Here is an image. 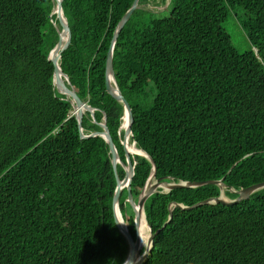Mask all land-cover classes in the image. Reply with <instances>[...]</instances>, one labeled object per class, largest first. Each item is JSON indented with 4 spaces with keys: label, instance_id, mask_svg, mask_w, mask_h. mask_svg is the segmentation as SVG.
<instances>
[{
    "label": "trees",
    "instance_id": "1",
    "mask_svg": "<svg viewBox=\"0 0 264 264\" xmlns=\"http://www.w3.org/2000/svg\"><path fill=\"white\" fill-rule=\"evenodd\" d=\"M134 1H63L72 37L60 67L95 109L85 111L81 128L86 136L101 132L106 116L124 162V105L107 92L106 61ZM151 1L168 0L139 7ZM169 6L162 23H137L146 10L136 9L114 49L116 82L134 116L130 143L148 155H131L133 198L139 202L155 166V181L222 180L234 200L230 188L264 182V0ZM54 7L0 0V264H124L129 245L115 223L109 144L81 138L71 99L54 83ZM230 9L246 12L251 47L243 54L222 26ZM118 175L125 177L121 165ZM220 194L206 185L151 195L147 222L154 234L166 227L143 264H264V189L233 206L173 205L169 221L171 204L191 207ZM127 198L123 190L119 205L136 237Z\"/></svg>",
    "mask_w": 264,
    "mask_h": 264
},
{
    "label": "water",
    "instance_id": "2",
    "mask_svg": "<svg viewBox=\"0 0 264 264\" xmlns=\"http://www.w3.org/2000/svg\"><path fill=\"white\" fill-rule=\"evenodd\" d=\"M53 1L55 4V7H54L50 17H51V22L54 25V27L58 33L59 39H58L56 46L50 52L48 59H49V61H51L53 63V65L55 67L54 83L57 86L58 91L61 94H64L68 98L71 99V102H72L73 108H74V114L76 115V118L78 120L80 129H81L80 130L81 138L82 139H88L91 137L101 136L109 144L110 154L112 156V164H113L114 172L116 174V179H117V188H116L115 196H114V200H113V210H114V216H115V223H116L118 229L120 230V232L126 238L127 243L129 245V253H128L127 259L124 262V264H143L147 260L149 255L151 254V251H152V248L154 245V238H155L156 234L160 233L161 230L166 227V224H165L163 226V228L159 229L158 232L156 234H154L152 231V228L150 227V225L147 222L149 229H150V233H151V240L149 242L150 248L147 252L146 251L143 252L141 247H140V244H139L138 231H139V228H140L141 223H142L143 215L146 219L145 203L151 195H153L157 192L169 193L172 190H176L179 188H199V187L206 186V185H214V186L220 187L221 194L219 197L209 198V199L204 200L203 202L197 203L191 207H185V206L179 205L177 203L171 204L170 205L171 216L169 219V221H171V219L173 217V215H172L173 205L175 207L180 206L183 209H188V210L194 209V208H197V207H200L203 205L221 204L224 206H233V205L238 204L244 200L249 199L255 192H258V191L264 189V182L259 183V184H255V185H251L247 188L240 189L239 191H236V190L230 188L231 192L238 194V197L236 199L231 200L224 193L225 190L228 189V186L222 180H219V181L208 180V181H198V182L187 181V182L175 183L174 178L166 177L165 179H158V180H156L155 183H153V180L156 177V167L154 166L153 174L149 178L147 185L141 194L139 202L138 203L135 202V200L133 198V194H132V188H131V184H132L133 178L135 176V165L133 163L131 153L129 152V150L127 148L128 139H130L131 136L133 135L132 126H133V122H134V116H133V111H132V108H131L128 100L123 96V94H122V92H121V90H120V88L116 82L115 71H114V62L113 61H114V49H115L116 43L119 39L120 33L122 32V30L124 29V27L126 26L128 21L130 20L131 16L136 11V9L139 8V0L134 1L131 9L124 15V17L121 19L120 23L118 24L117 29L114 33L112 42H111V47H110V50H109V53L107 56V61H106L107 92L113 98H115L117 101L121 102L124 105L125 114H124L123 120L125 117L128 119V125H127V128L124 130L125 134H124V138L122 140V145H123L125 156H126L125 162L121 160L119 153H118V150L115 146V143H114V141L110 135V131H109L107 124H106V116H104L105 122L100 123V126L103 129L101 132H96V133H93L89 136H86L83 133V130L81 128V124L83 121L84 113H85V111H87V112H91L92 114H94L95 109L92 108L91 106H89L87 103L83 102L79 98L75 88L70 86L69 77L63 73V71L60 67V60L62 57V53L70 45L72 34H71V30H70L68 21H67L65 15H64V12H63V1L64 0H53ZM53 15L57 16V20H58L59 24H57L55 21L52 20ZM65 23H66V27H67L66 30L68 32V40L64 44V41L66 38V36H65L66 32L64 29ZM57 56H59V57H57ZM67 83L69 84V86L67 85ZM141 152H142V154H138V155L148 157V155L145 152H143V151H141ZM118 165H121L123 167V169L125 170V177L123 179H120V177L118 175ZM166 180H170L171 182L170 181L168 182ZM123 190H127V192H128L127 202L130 204L131 209H132L133 214H134V227H135V231H136V237L133 236V234L131 233V231L129 229L123 228V226L121 225V223L118 219V216H117V212L121 211L119 201H120V196H121ZM146 221H147V219H146Z\"/></svg>",
    "mask_w": 264,
    "mask_h": 264
},
{
    "label": "rangeland",
    "instance_id": "3",
    "mask_svg": "<svg viewBox=\"0 0 264 264\" xmlns=\"http://www.w3.org/2000/svg\"><path fill=\"white\" fill-rule=\"evenodd\" d=\"M171 0H168L166 5H162L160 3H154L151 1L147 6L139 7L144 8L146 11L141 13L136 19L137 23L150 22V20L160 21V23L164 22L171 13L172 7H170ZM246 17V12L242 9H230L229 15L226 21L222 23L223 28L227 31V33L231 36V40L233 45L236 47L239 53L243 54L250 50L251 43L247 32L242 27V21ZM155 21V22H156ZM145 83V80H141L140 84ZM124 124V120L122 125ZM130 152V150H129ZM131 153V152H130ZM132 155V154H131ZM155 179L153 183H155ZM130 220V217L128 218ZM127 219L125 221L129 224ZM145 247H143V251Z\"/></svg>",
    "mask_w": 264,
    "mask_h": 264
},
{
    "label": "bare ground",
    "instance_id": "4",
    "mask_svg": "<svg viewBox=\"0 0 264 264\" xmlns=\"http://www.w3.org/2000/svg\"><path fill=\"white\" fill-rule=\"evenodd\" d=\"M65 20V19H64ZM66 21V20H65ZM64 29H65V32H66V38H65V41H64V44L67 42L68 40V32H67V27H66V23L64 24ZM59 57V56H57ZM127 125H128V119L125 117L124 118V124L122 125L121 129L122 130H125L127 128ZM128 150H130L131 154L132 155H138V154H142V152L137 149V147L134 145V144H131L130 143V139H128V146H127ZM117 216H118V219L121 223V225L123 226V228H126V229H129V225L128 223L125 221V218L123 217L121 211H118L117 212ZM138 235H139V244H140V247L143 251V242H142V239L141 237L143 238V240L146 242V247H145V250L143 252H147L150 248V245H149V242L151 240V233H150V229H149V226L147 224V221L143 215V219H142V223H141V226L139 228V231H138Z\"/></svg>",
    "mask_w": 264,
    "mask_h": 264
},
{
    "label": "clouds",
    "instance_id": "5",
    "mask_svg": "<svg viewBox=\"0 0 264 264\" xmlns=\"http://www.w3.org/2000/svg\"><path fill=\"white\" fill-rule=\"evenodd\" d=\"M119 222V221H118ZM141 239H142V242H143V244H144V246L146 247L147 245H146V242L143 240V238L141 237Z\"/></svg>",
    "mask_w": 264,
    "mask_h": 264
}]
</instances>
